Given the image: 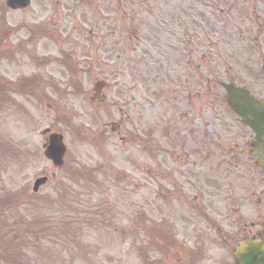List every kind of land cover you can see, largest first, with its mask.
<instances>
[{"label": "rangeland", "instance_id": "rangeland-1", "mask_svg": "<svg viewBox=\"0 0 264 264\" xmlns=\"http://www.w3.org/2000/svg\"><path fill=\"white\" fill-rule=\"evenodd\" d=\"M141 1L157 5L158 21H165L168 28L163 26L160 34L156 26L147 27L146 32L141 27L130 29L127 45L119 33L129 16L132 25L135 20H157L154 12L152 16L142 12L146 10ZM114 5L113 60L104 58L97 64L91 60L94 45L90 37L74 35L72 41L88 50L65 62L71 65V72L52 46L47 75L42 68L33 69L42 85L41 98L13 96L25 111L6 106L0 113V222L5 218L17 226L4 236L12 249L3 254L18 252L14 254L17 264H145L146 258L147 264H158L155 261L160 256L146 236L154 234L160 206L155 200L156 186L163 183L142 173L141 166L146 164L151 170L152 163L140 140L148 135L153 147L160 132L157 123L163 129L165 123L175 125L174 132L180 137L188 130L194 131L195 139L206 134L210 144L212 140L210 153L215 163L217 157L222 162L232 157L214 144H226L230 149L236 143L241 150L249 138V131L226 106L218 82L245 85L264 95L262 86H252L264 59V0H114ZM91 11L85 5L76 11L79 26H91ZM133 11L135 17H131ZM63 20L68 28L75 19ZM188 24H192L194 37L193 55L187 60L183 57L187 52L183 31ZM146 33H157V42L133 41L134 36ZM171 33L178 39L169 45ZM168 46L178 49L177 56L167 51ZM203 53L209 54L206 61L200 59ZM14 67H4L11 77L31 71ZM97 79L108 83L103 91L106 100L90 103ZM165 84L172 91V101L164 94L157 101ZM171 126L169 133L173 132ZM45 128L64 136L63 169L53 168L43 158L41 131ZM113 128L118 134L111 132ZM124 137L131 140L123 143ZM162 144L167 147V140ZM193 161L189 167L192 181L236 179L224 166L225 171L215 174L199 156ZM68 170L85 173L76 184H70L65 181ZM43 175L48 181L34 196L32 183ZM61 181L69 186L65 195L56 189ZM3 254L0 252V264H10L1 261Z\"/></svg>", "mask_w": 264, "mask_h": 264}, {"label": "flooded vegetation", "instance_id": "flooded-vegetation-1", "mask_svg": "<svg viewBox=\"0 0 264 264\" xmlns=\"http://www.w3.org/2000/svg\"><path fill=\"white\" fill-rule=\"evenodd\" d=\"M7 1L0 0V113L6 106L25 111L12 98L21 96L29 100L33 97L36 84L37 87L42 86H39L40 81L33 69L42 68L47 75L52 46L56 47L57 56L63 61L76 60L83 50H88L86 46L72 41L74 35L87 38L84 34H89L94 45L91 60H113L114 0H27L25 6L26 0H13L14 7L7 6ZM65 1L68 5L64 4ZM84 5H92L94 18L85 32L82 31L84 26H79L76 15V11ZM157 7L149 6L142 11L150 16L154 12L156 21L135 20V27H141L146 32L147 27L156 26L158 34L163 26L168 28L165 21H158L161 13L156 14ZM65 18L75 19L68 28L63 20ZM125 24L123 38L127 43L131 40L130 21ZM191 26L188 24L187 30L183 31L188 41L187 53L183 57L187 58L193 55ZM146 34L143 37L135 34L134 41L139 42L140 39V44L157 42V33ZM170 35L173 41L169 45L178 39L176 34ZM167 51L174 52L176 56L178 54V49L169 46ZM163 55L162 52L157 54L160 58ZM5 65L15 66L16 69L26 67L31 71L11 77ZM257 80L255 86L259 87L261 83L264 86V61L261 78ZM42 83L45 87L44 78ZM187 90H190L189 86ZM193 135L194 131L188 130L183 137L179 134L171 139L167 137L166 148L163 147L161 133L157 134L154 147L144 143L143 150L152 163V169L143 164L142 173L146 178L149 175L150 179L163 183L156 186L155 199L160 206L156 209L155 242L161 251L160 256L164 254L170 264H235L233 251L242 241L258 240L261 236L264 239V171L256 165V158L249 156L244 149L237 150L236 143H232L229 150L220 149L227 152L225 156L231 154V159L213 163L210 139L206 138V134L196 139ZM194 156H199L203 164H208L215 171L228 167L236 179L192 181L189 167L194 164Z\"/></svg>", "mask_w": 264, "mask_h": 264}, {"label": "water", "instance_id": "water-1", "mask_svg": "<svg viewBox=\"0 0 264 264\" xmlns=\"http://www.w3.org/2000/svg\"><path fill=\"white\" fill-rule=\"evenodd\" d=\"M11 5V4H10ZM102 82L94 85L97 93L102 87ZM226 91V102L230 109L234 111L249 128L255 133V139L250 143L251 153L259 156L257 164L264 169V104L250 96L243 88H237L233 84L221 83ZM97 98V94L91 100ZM65 147L62 144L60 135L51 134L48 138V145L44 155L50 159L54 165L62 164V156ZM46 182V178H40L35 181L33 191L36 192L40 185ZM255 244V245H254ZM248 245L243 243L236 251L235 257L242 264H264V248L260 243Z\"/></svg>", "mask_w": 264, "mask_h": 264}, {"label": "trees", "instance_id": "trees-1", "mask_svg": "<svg viewBox=\"0 0 264 264\" xmlns=\"http://www.w3.org/2000/svg\"><path fill=\"white\" fill-rule=\"evenodd\" d=\"M12 199V198H11ZM1 217V216H0ZM8 220L6 221L5 218L3 219L2 222H0V252L3 254V253H6L9 251V249L11 248V246H7L8 245V240H6L4 238V236L10 232L11 230V227H14L16 228V224L13 223V224H10V223H7ZM17 241V240H16ZM10 242H14V240H10ZM11 243V244H12ZM16 247V246H15ZM12 249V248H11ZM14 254L15 255H18V252L14 251L13 253V250L10 251L9 253L7 254H3L5 257H2L1 258V261H4V262H7L9 261L10 264H17L19 262L18 260V257H16V262H15V257H14Z\"/></svg>", "mask_w": 264, "mask_h": 264}]
</instances>
